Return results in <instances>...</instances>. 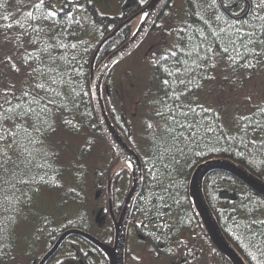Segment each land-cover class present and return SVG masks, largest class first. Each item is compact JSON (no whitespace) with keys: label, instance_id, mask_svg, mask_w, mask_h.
<instances>
[{"label":"trees","instance_id":"obj_1","mask_svg":"<svg viewBox=\"0 0 264 264\" xmlns=\"http://www.w3.org/2000/svg\"><path fill=\"white\" fill-rule=\"evenodd\" d=\"M150 1L45 0L40 5V0H0V105H16L24 92L32 93L28 102L33 96L47 99L46 90L56 96L55 106L42 117L46 122L41 131L29 126L35 118L23 126L32 143L21 131L19 148L7 150L10 137L4 145L11 161L0 167V264H37L50 243L68 229L98 234L97 192L105 194L112 181L124 180L128 187L130 169L122 166L97 122L89 71L98 44ZM260 4L261 0H216L214 5L212 0H171L162 13L170 23L160 24L168 25L166 40L149 62L151 77L134 90L137 99H130L135 112L126 110L122 99L111 101L120 79L121 71L117 79L115 73L120 60L104 76L110 121L141 160L142 187L131 216L132 222L139 219L137 231L157 247L154 264H232L210 241L189 196L190 176L199 163L227 158L264 179V93L254 96L247 89V81L264 71V55L249 57L251 64L239 58L229 61L227 55L221 58L223 44L211 43L209 36L205 47L216 49L217 55L196 69L187 88L168 75L178 67L183 73L182 64L169 58L158 68L157 61L187 45L193 31L194 47L209 32L227 31L244 20L255 28L253 50L260 53L264 29L254 19L257 13L264 17ZM53 8L57 15L47 17ZM134 22L103 43L94 69L129 40ZM189 50L184 47L185 53ZM179 59L196 68L194 57L179 54ZM165 79L171 83L163 84ZM129 87L131 91L133 85ZM174 96L179 97L175 102ZM189 106L195 109V120L193 113L187 120L181 115ZM256 125L261 127L253 130ZM13 126L4 119V129ZM202 192L225 238L247 264H264V197L221 170L204 176Z\"/></svg>","mask_w":264,"mask_h":264},{"label":"water","instance_id":"obj_2","mask_svg":"<svg viewBox=\"0 0 264 264\" xmlns=\"http://www.w3.org/2000/svg\"><path fill=\"white\" fill-rule=\"evenodd\" d=\"M170 0H151L147 7L142 11L146 12L140 26L133 31L131 37L122 46L112 51L94 70L93 63L95 57L103 45V43L112 37L124 24L133 20L138 14H135L127 20L120 23L110 35L106 36L97 46L90 66V90L93 100L94 112L102 131L103 136L107 139L111 147L122 157L129 161L131 167L132 184L124 200L122 209L117 220L114 223V240L113 246H109L99 242L87 233L78 229H69L63 232L52 248L42 257L39 264H44L56 251L62 240L71 234L81 235L91 239L97 246H99L107 255L109 264H124L123 252L126 236V228L132 208V204L136 195L140 192L142 186V168L141 161L136 152L130 148L123 139L119 136L114 126L109 120L106 108L101 95V84L105 74L108 70L124 56L131 53V51L138 46L144 39L153 23L161 15L163 9ZM157 55L156 52L151 53V58ZM212 170L226 171L241 182H243L250 189L256 193L264 196V179L259 178L246 170L242 165L233 162L227 158H211L198 164L193 170L189 181V195L192 199L193 205L197 214L211 240L213 245L226 256L232 264H246L243 257L232 246V244L225 238L220 226L215 219L212 211L208 207L203 192L202 180L204 176Z\"/></svg>","mask_w":264,"mask_h":264},{"label":"snow or ice","instance_id":"obj_3","mask_svg":"<svg viewBox=\"0 0 264 264\" xmlns=\"http://www.w3.org/2000/svg\"><path fill=\"white\" fill-rule=\"evenodd\" d=\"M215 2L216 0H212L213 5L215 4ZM44 4H45V0H40V5H44ZM258 7H264V0H261V4L258 5ZM248 14L249 13L247 12L245 13V15ZM56 15L57 13L54 8L50 9L47 12V17H55ZM234 15L236 14L234 13ZM254 19L259 21L261 23V28L264 29V17H261L257 13ZM9 27H11V25H9ZM186 27H190V26H186ZM242 27H249L252 28L253 30L251 32H242L240 30ZM178 31L181 33L180 41L181 44H183L182 34L185 31V29L181 28L178 29ZM209 36L213 37L211 43L215 44L217 43V41H219L221 44H223L222 53L220 54L221 58H223L224 55H227L229 61L235 62L236 58H239L240 60H243L251 64V60L249 59V57L255 59L258 55H264V35L260 37V45L262 51L260 53H257L253 50L256 41L255 28L252 26V24L249 21L244 20L242 24L230 25L227 31H225L224 29H220L219 32H209L207 35H204L203 39H200L199 42L194 47L191 46V41L197 38V33L193 31L192 37L189 38V43L187 45H184V47H188L190 50L185 53L184 47H177L176 50L171 51L167 55L161 56L160 60L157 61V67L159 68L160 65L166 63L169 60V58H174L178 66L181 64L184 66V72L180 73L178 67L177 72L175 74L172 71H169L168 75L169 76L175 75V79L179 82V84L184 85L185 88H187V85L192 83V78L196 69H199L201 64L207 65L208 61L215 59L217 55L216 49L210 46L205 47V44L208 43ZM197 49H199V51H197ZM200 51H203L204 53L203 58H201L200 56ZM179 54L185 55L186 58L194 57L193 63L196 65V68L195 69L191 68L186 63V60L181 61L179 59ZM210 67H215V65L212 64L210 65ZM170 83L171 82L167 79L163 81V84L165 85H169ZM52 84H55L54 80L52 81ZM37 87L43 89V85H37ZM6 94L7 93H5V95ZM30 95H32V93L24 92L22 96L18 98L20 102L14 106L11 104V101L5 102L8 105V107H4V105H0V167H6V165L11 161V157L7 155V151L4 148V145L9 139V137L11 138V143H8L6 145L7 150H12L20 147L17 138L20 136L21 131H23L25 137L28 138L29 143H32L31 136L27 132V128L23 126L28 124L30 120H33V118H35L34 122L29 126L32 127L33 131L35 132L41 131L44 123L46 122L44 119H42V117H47L51 111V108L55 106L56 96L48 94L47 90H46V95L48 97L47 99L44 98L37 99L36 96H33L32 101L28 102L27 97ZM173 99L175 102L176 100L179 99V97L174 96ZM189 113H193L192 119L195 120V115H194L195 109L191 108L190 106L188 107L187 112H182L181 115H183L184 118L187 120ZM5 118L13 121L14 126L12 130L3 128V122ZM241 119H244V117H241ZM17 120H19L21 123L15 124V121ZM259 127L261 126L260 125L254 126L253 130ZM189 130L193 131L194 128L190 126ZM12 163L15 162L12 161Z\"/></svg>","mask_w":264,"mask_h":264},{"label":"flooded vegetation","instance_id":"obj_4","mask_svg":"<svg viewBox=\"0 0 264 264\" xmlns=\"http://www.w3.org/2000/svg\"><path fill=\"white\" fill-rule=\"evenodd\" d=\"M168 4L164 9L167 8ZM161 20H162V15H160L158 19L153 23L151 27L152 31L158 30ZM162 30L163 32L166 31V29L164 28H162ZM112 182L111 183L109 182L107 184L106 187L107 190L105 194H103L100 191L95 197V199L97 200L96 213L99 214V217L95 218L97 222L95 227L97 228V231L99 233L92 234L91 232L85 231L84 229L76 228L86 232L94 239L109 246H113L114 223L119 216L120 210L124 203V199L129 190L127 189V192L125 191L127 186L124 183V180H120L118 184ZM120 183L122 185V188L120 187L121 186ZM100 194L103 197L102 196L100 197ZM100 204H104L105 207L101 206ZM98 205H100V207ZM131 213H132V208L126 228V236H125L124 252H123L124 264H154L156 261L155 259L158 256L157 247L154 244H152L144 234L137 231L136 223L139 221V219H135V222L134 221L132 222ZM111 225H112V230H111ZM134 235L136 236V238H134ZM59 236L56 238L55 241L50 243L47 250L42 254L41 258L37 261V264H39L42 257L56 243ZM131 237H133L135 241L137 240L136 243L142 245V247H138V246L129 247V239ZM44 264H109V260L107 255L104 253V251L99 246H97L96 243H94L91 239H88L81 235L71 234L62 240L57 250Z\"/></svg>","mask_w":264,"mask_h":264},{"label":"rangeland","instance_id":"obj_5","mask_svg":"<svg viewBox=\"0 0 264 264\" xmlns=\"http://www.w3.org/2000/svg\"><path fill=\"white\" fill-rule=\"evenodd\" d=\"M137 20H138V18L134 22L133 31L135 30ZM163 22L168 23L169 21L162 19L160 24H162ZM162 28H164V29H166V31H168V25L164 26ZM162 28H161V26H159L158 30L153 31L151 34H149L147 36V38L139 46L134 48V50L131 53L124 56L120 60L119 68L115 72L117 75L116 79L119 76L118 75L119 70L121 71L120 72L121 74H120L119 81H117V83L114 85L115 90H114L113 94H115V97H114V95L112 96V97H114L113 99L111 97V101L113 104H116V101H118V99H122L121 102L124 103L126 110L130 109L129 111H132V112L136 111L135 107H133L134 105L131 104L130 99L131 98H134V100L137 99V93H135L134 90L140 89V86L147 83V81L151 77V74H149V72H148L149 68H150L149 62H150V60H153L156 57L155 56L154 58H151V53L156 52L158 54L160 46L166 40L165 35H167V34L165 32H163ZM133 31H132V33H133ZM124 83H125V85H123ZM132 85H133V88L131 89V91H128V88L130 89L129 86H132ZM247 89H249L248 92H250L254 96H259L260 94L264 93V71L260 75H257V77L255 79H252L251 82L247 81ZM121 90L123 91V94H120ZM102 95L104 98L106 95H108V91L106 92V94L104 93ZM120 162H121L122 166H126L127 168H129L131 170L129 161L126 158L121 157ZM142 177H143V173H142ZM131 184H132V178H130V181L128 182L127 189H129ZM120 185H121V183H120ZM120 187L122 188V185ZM101 196L102 195L100 194V197ZM100 205L105 207L104 204H100ZM100 205H98V206L100 207ZM195 211H196V209H195ZM196 213H197V211H196ZM98 217H99V214L96 213L95 218H98ZM99 219H101V218H99ZM134 238H136L135 235H134ZM134 238L131 237L129 239V247H133V246L142 247V245L136 243L137 240L135 241Z\"/></svg>","mask_w":264,"mask_h":264},{"label":"bare ground","instance_id":"obj_6","mask_svg":"<svg viewBox=\"0 0 264 264\" xmlns=\"http://www.w3.org/2000/svg\"><path fill=\"white\" fill-rule=\"evenodd\" d=\"M162 13H163V11H162ZM162 13H161V15H162ZM144 14H146V12L145 13H143L142 15H140V17L138 18V20H137V22H136V29L140 26V24H141V22H142V20H143V18L145 17L144 16ZM165 32H168V31H165ZM148 34V33H147ZM146 34V35H147ZM258 194V193H257ZM260 195V194H259ZM261 196V195H260ZM262 197H264V196H262ZM206 201V200H205ZM207 203V202H206ZM207 205H208V203H207ZM209 207V206H208ZM210 208V207H209ZM211 210V209H210ZM57 250V249H56ZM244 259V258H243ZM245 261V260H244ZM245 263L247 264V262L245 261Z\"/></svg>","mask_w":264,"mask_h":264}]
</instances>
